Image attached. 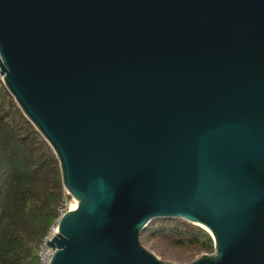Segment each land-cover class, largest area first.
Segmentation results:
<instances>
[{"label": "water", "instance_id": "95a60500", "mask_svg": "<svg viewBox=\"0 0 264 264\" xmlns=\"http://www.w3.org/2000/svg\"><path fill=\"white\" fill-rule=\"evenodd\" d=\"M0 81L74 202L48 264H264V0H0ZM155 220L212 251L161 261Z\"/></svg>", "mask_w": 264, "mask_h": 264}, {"label": "trees", "instance_id": "16d2710c", "mask_svg": "<svg viewBox=\"0 0 264 264\" xmlns=\"http://www.w3.org/2000/svg\"><path fill=\"white\" fill-rule=\"evenodd\" d=\"M68 198L51 149L0 81V264H37L38 245ZM140 242L163 260L162 246L188 259L212 251L203 229L180 220L152 221Z\"/></svg>", "mask_w": 264, "mask_h": 264}, {"label": "built area", "instance_id": "2783aa9c", "mask_svg": "<svg viewBox=\"0 0 264 264\" xmlns=\"http://www.w3.org/2000/svg\"><path fill=\"white\" fill-rule=\"evenodd\" d=\"M74 207V202L72 201V204L67 205V203H63V205L57 210V218L55 219L54 223L50 226L47 234L42 238L40 241V244L38 245L37 249V264H48L50 257L52 255V250L47 248L45 245V240L49 241L52 235L55 233V224L58 220V218L61 216V214Z\"/></svg>", "mask_w": 264, "mask_h": 264}, {"label": "rangeland", "instance_id": "374dc122", "mask_svg": "<svg viewBox=\"0 0 264 264\" xmlns=\"http://www.w3.org/2000/svg\"><path fill=\"white\" fill-rule=\"evenodd\" d=\"M65 203H67V205L72 204V200L70 199V197L65 201ZM146 249L152 252L161 261H167V262H173V263H188L191 260L202 255L200 254L198 256H192L191 259H188V258H184L185 256L182 254L183 251L181 252L180 249L170 247V246H165V247L162 246L161 248H159V250L164 253V260H163L161 259V257H159V255L155 253V251H151L150 250L151 248L146 247ZM203 254H207V253H203Z\"/></svg>", "mask_w": 264, "mask_h": 264}]
</instances>
